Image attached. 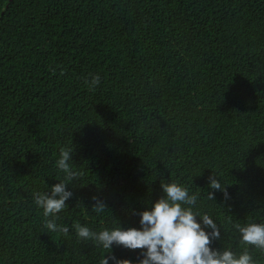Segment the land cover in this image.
Returning a JSON list of instances; mask_svg holds the SVG:
<instances>
[{"label": "trees", "instance_id": "trees-1", "mask_svg": "<svg viewBox=\"0 0 264 264\" xmlns=\"http://www.w3.org/2000/svg\"><path fill=\"white\" fill-rule=\"evenodd\" d=\"M71 143L69 232H50L32 193ZM211 172L229 199L207 198ZM169 181L199 194L212 247L239 254L233 225L264 223V0H0V264H98L108 250L72 223L139 227Z\"/></svg>", "mask_w": 264, "mask_h": 264}, {"label": "clouds", "instance_id": "clouds-1", "mask_svg": "<svg viewBox=\"0 0 264 264\" xmlns=\"http://www.w3.org/2000/svg\"><path fill=\"white\" fill-rule=\"evenodd\" d=\"M55 71V67H50ZM84 84L94 90L100 83V76L89 74ZM73 147L65 145L59 148L54 167L62 173V178L49 187L46 192H33L35 206L42 211L44 227L55 233L69 232L67 224L57 223L58 216L73 193L69 186L78 181L82 175L73 169ZM207 198L214 199V191L229 199L226 186L221 187L218 176L211 172L208 177ZM162 195L151 204L150 208L139 212V227H123L119 223L112 228L92 231L88 226L74 221L71 225L78 239L92 240L95 244L108 250L102 255L98 264H133L126 258H117L112 254V246H120L128 250L139 249L136 264H256L247 246L264 251V223L249 222L244 225L234 224L239 239L246 247L237 254L225 248L212 247V242L221 238L217 222L207 213H201L197 205L199 194L190 192L189 188L177 181L160 182ZM92 209L102 213L105 203L98 197H91Z\"/></svg>", "mask_w": 264, "mask_h": 264}]
</instances>
